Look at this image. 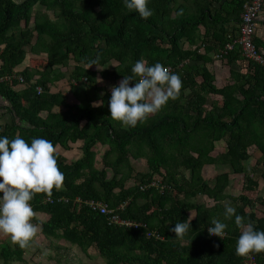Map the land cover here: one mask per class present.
Instances as JSON below:
<instances>
[{"label": "trees", "instance_id": "16d2710c", "mask_svg": "<svg viewBox=\"0 0 264 264\" xmlns=\"http://www.w3.org/2000/svg\"><path fill=\"white\" fill-rule=\"evenodd\" d=\"M246 1L150 0L153 15L142 20L123 0H0V96L11 114L0 136L29 143L45 138L66 149L69 142H82V155L73 161L55 152L65 177L62 187L30 202L32 221L44 237L82 251L94 247L105 264H264V252L236 254L241 229L234 217L225 219L221 204L230 200L245 223L264 231V214L256 215L264 210L256 178L264 180V68L248 60L241 69L244 58L236 43L223 52L234 39L226 25L239 23ZM27 53L40 58L16 72ZM209 53L229 66L230 82L220 88L206 66L212 62ZM140 59L169 67L181 77L182 88L145 122L125 127L110 117V86L131 75ZM62 67L72 68L68 83L76 103L61 89L51 91L64 78ZM221 140L225 151L215 153ZM98 145L107 151L100 153ZM257 150L261 157L248 168L245 163ZM132 160L147 171L134 173ZM205 165L229 171L217 173L210 185L201 175ZM231 174L242 176L236 196L225 193ZM198 195L213 204L196 202ZM77 198L103 202L123 219L146 223L162 239L147 237L143 228L110 225L106 215ZM213 219L228 224L222 238L207 231ZM182 221H191L192 229L176 239L170 228ZM13 245L5 248L7 262L22 258L24 248Z\"/></svg>", "mask_w": 264, "mask_h": 264}, {"label": "clouds", "instance_id": "9594fccd", "mask_svg": "<svg viewBox=\"0 0 264 264\" xmlns=\"http://www.w3.org/2000/svg\"><path fill=\"white\" fill-rule=\"evenodd\" d=\"M149 3L150 0H123L125 9L138 13L142 20L153 15ZM98 62L99 58L91 61L90 66ZM131 73L111 87L108 107L113 120L134 128L161 111L169 100L177 99L182 80L161 63L149 65L144 59L135 62ZM64 178L51 141L33 138L29 143L20 136H0V232L10 235L19 247H27L39 231L32 222L35 212L30 202L39 193L51 196L54 188L62 187ZM223 215L226 220L234 217L235 225L241 229L235 248L238 256L264 252V231L255 230L251 222L245 223L244 217L230 205L225 206ZM227 228L225 222L213 219L207 231L210 236L222 238ZM190 229L191 221H182L170 231L176 239H183Z\"/></svg>", "mask_w": 264, "mask_h": 264}, {"label": "crops", "instance_id": "0c3cea01", "mask_svg": "<svg viewBox=\"0 0 264 264\" xmlns=\"http://www.w3.org/2000/svg\"><path fill=\"white\" fill-rule=\"evenodd\" d=\"M237 25H238L237 23L231 22L227 24L226 27L230 33L234 34ZM255 43L258 45L260 50L261 49L264 50V6L260 11L256 20V25L254 30V44ZM208 55L209 57L212 58V62H210L206 66L209 69V71H211L214 74V84L216 85V87L220 88L230 82L229 66L226 64V61L223 58H217L215 56L216 54L214 55L213 53H209ZM26 57L27 59H25L20 65H18L14 69L16 72L21 71L22 69L27 67L30 63L29 62L30 59L40 58V56L31 53L27 54ZM238 64L239 66H241V69L243 70L248 65L247 60L245 59L240 60ZM63 79H65V77ZM63 79L59 82H56L53 86H51L52 92L59 91L60 84L62 83ZM23 88L24 86L21 85L15 88L14 90L20 91ZM7 105L8 103L5 101V99L0 96V127L11 121V114L5 108ZM58 109L60 108H57V110ZM81 143H82L81 141H76L74 143L69 142L68 143L69 148L67 149L58 145L55 147V152L59 153L65 159L73 161L75 159L80 158L82 155V151L80 149ZM219 146L222 147L217 150L216 147ZM97 147L99 149H103L104 146L100 148V146L98 145ZM215 149L218 153L225 151L224 142L222 140L216 142ZM260 157H261V153L260 151L257 150L246 163L251 164L249 162L253 161L252 165H254L256 161L260 159ZM214 166H219V165H214ZM231 180H234V177H231L230 175V181ZM258 183L260 187V182L258 181ZM198 196H202V195H198ZM203 198L205 197L203 196ZM205 200L206 202H209L210 205L212 204L211 200L207 198H205ZM209 204L207 203V205ZM190 215L193 217L192 213H190ZM34 224L37 225V222ZM38 229L39 231L36 237L29 243L27 247L24 248L22 258L20 260L18 259L9 260L8 262L5 261L4 259V251L6 246H9L10 249H13L14 246L13 241L11 240L10 235L0 232V264H105V261L101 258L99 251H97L96 248L90 247L87 249V251H82L80 248L65 243L61 239L55 237L46 238L41 234L39 226Z\"/></svg>", "mask_w": 264, "mask_h": 264}, {"label": "built area", "instance_id": "2783aa9c", "mask_svg": "<svg viewBox=\"0 0 264 264\" xmlns=\"http://www.w3.org/2000/svg\"><path fill=\"white\" fill-rule=\"evenodd\" d=\"M263 6H264V0H247L243 4V9L240 14V21L234 33V39L225 44L223 52L225 53L226 51L231 50L233 48V45L236 43L239 45L241 56L245 60L254 61L264 68V50L263 49L260 50L256 48L253 42L256 20ZM215 56L217 58H222L221 55H215ZM19 80H21V78H19ZM154 184L155 183H152L151 185ZM47 201H50V199H47ZM76 201L85 204L92 211H98L100 214L106 215L108 224L110 225L128 227L134 229L143 228L146 232L147 237L153 236L157 239H162L157 232L149 231L146 223L133 222L127 219H123L112 209H109L107 205L103 202H99L95 200L82 201L79 198H77ZM126 204H127L126 202L122 203L118 207V209H123L126 206ZM249 264H254V263L251 261Z\"/></svg>", "mask_w": 264, "mask_h": 264}, {"label": "rangeland", "instance_id": "374dc122", "mask_svg": "<svg viewBox=\"0 0 264 264\" xmlns=\"http://www.w3.org/2000/svg\"><path fill=\"white\" fill-rule=\"evenodd\" d=\"M15 1H18V0H15ZM37 9H40L41 11H45L42 7H39V6H35L34 7V11L37 10ZM46 13H48V15L51 17V18H54L53 17V14L52 12L50 11H45ZM33 24V19H32V16L30 18V22H29V26H32ZM29 54V53H27ZM27 56V55H26ZM27 59V57L25 58ZM113 64L115 65L114 61H112L110 64H108V66L106 68H111L113 66ZM93 69H96V70H101L100 67H95ZM62 73H64V77L65 79H63L62 83L60 84V89L67 95L68 97V100L71 102V103H76V100L73 98V95H72V92L69 88V83H68V78H69V74L72 70V68H65V67H62V69H59ZM112 86H110V89H111ZM96 106H98L100 104V101L98 100V98L95 99L94 103H93ZM222 146H219V147H216L217 150L220 149ZM98 149V147H97ZM107 146H104L103 149H99V152L100 153H104L105 151H107ZM215 153H218L215 149ZM132 166L134 168V173L136 172H146L147 171V168H144L140 162L138 160H132ZM251 164H248V163H245L247 164V167L250 168L253 163V161L249 162ZM255 165V164H254ZM109 170V169H108ZM219 171H229V168L227 167H224V166H214V165H206L202 168L201 170V175L204 179H206L210 185H212V182H213V178L214 176L219 173ZM184 174L185 176L188 178L189 177V172L188 171H184ZM112 176V173L111 171L109 170L107 172V178H111ZM231 177H235L234 180H231L230 183H229V187L226 188L225 190V193L226 194H229V195H238L239 193V189L241 188V180H242V176H236L234 174H231ZM255 177V176H254ZM256 178L258 179V181L260 182V189H259V194L260 195H263L264 196V180L262 178H260L258 175H256ZM128 185V184H127ZM239 190V191H238ZM196 202H199V203H205V204H209V202H206L205 198H203V196H198V198L195 199ZM213 204V202H212ZM211 204V205H212ZM223 206H226V205H230L233 207V204L230 202V200H225V201H222L221 203ZM210 205V204H209ZM264 214V210L263 209H259V210H256V215L258 217H262ZM191 216V215H190ZM192 217V216H191Z\"/></svg>", "mask_w": 264, "mask_h": 264}]
</instances>
